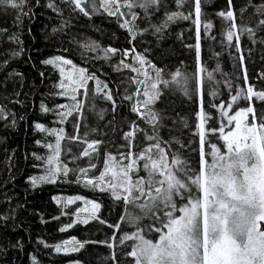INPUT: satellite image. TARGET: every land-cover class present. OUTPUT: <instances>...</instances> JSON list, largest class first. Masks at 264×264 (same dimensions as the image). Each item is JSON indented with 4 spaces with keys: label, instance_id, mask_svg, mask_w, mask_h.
Masks as SVG:
<instances>
[{
    "label": "snow or ice",
    "instance_id": "snow-or-ice-1",
    "mask_svg": "<svg viewBox=\"0 0 264 264\" xmlns=\"http://www.w3.org/2000/svg\"><path fill=\"white\" fill-rule=\"evenodd\" d=\"M186 3L191 4L187 14L183 11ZM205 3L206 0H99L97 4V0H60L57 4L54 0H47V3L41 4V0H0V8L6 12L11 10L14 15L13 23L17 29L22 27L24 17L31 20L33 10L40 7L50 9L60 17L59 24L51 29L52 32L63 31L72 15L79 14L91 19L94 13L102 10L107 16L115 18L118 26L126 32L127 43L131 46L123 49L104 47L87 39L79 44L82 51L99 53L96 58L106 61L119 53L121 59L113 65L114 69L123 67L133 74L128 79L135 86V91L125 89L121 94V99L128 102L127 108L132 116L121 122L124 144L120 147L126 148V151L118 153L119 160L113 153L105 151L104 168L98 169L91 159L94 154H98L103 140L85 139L78 134L65 137L63 127H46L34 122V129L54 137V143L36 141L38 146L47 149V155L33 153L35 160L40 162L36 166L41 167L43 172L39 176H29L26 180L31 187L36 188L43 183H55L61 172L67 179V174L76 170L60 165L61 141L79 140L84 145L79 155L87 157L89 162L87 167L78 169L73 182H80L83 178L86 186L108 193L118 205L122 203L124 210L114 224H109L98 216L102 205L95 200H87L91 210L87 219L79 222L88 224L91 220H98L101 225L113 229L108 238L100 241H75L72 238L75 243L71 248L67 246L69 241H63V247L61 244L49 246L44 241L38 243L52 247L56 253L79 252L89 243L105 245L110 250L106 259L111 264H125L126 261L127 264H264V223H261L264 222V108L257 113L253 101L255 98L264 104V90H256L249 82L241 44V36L246 33L253 46H261V59L264 60V35H257L264 33V0H246L239 10V24L236 22L233 0H226V8L215 12V16L225 22L221 43H227L229 51H232L234 43L235 53L239 54V66L244 73L243 86L234 85L231 80L224 81L228 99L220 97L218 102V91L214 86L219 85L220 81L215 79L214 73L220 71V66L217 64L209 71L202 59L201 35L215 40L211 34L213 20L204 18ZM65 11L69 12L68 19L64 18ZM181 19L192 20L196 26L195 67L191 73L179 68L173 71L166 64V54L162 51L170 25ZM0 36H7L10 43L18 45L17 50L10 52L11 57L21 55L23 42L18 31L9 34L7 29L0 28ZM142 37L152 38L149 47H145L143 53L135 54L136 41ZM150 48L161 56L159 63L152 59ZM247 50L251 53L253 48ZM130 52L134 53L131 57ZM212 55L218 56L219 53L213 52ZM128 59L133 63H126ZM7 63L8 60L3 61L4 65ZM41 63L51 65L59 72L60 80L54 86L58 91L52 95L72 101L54 103L51 108L42 102L41 112L52 114L53 124L62 125L72 116L78 133L84 115L81 109L86 104V99H80L79 90H83L86 98L89 81L97 84L100 81L94 74H88L86 68L76 67L72 60L62 55L49 57ZM64 65L72 67L66 70ZM145 68L150 70L151 75L143 71ZM13 75L21 74L15 71L8 73V77ZM40 75L43 77L44 73ZM140 75L146 79H138ZM257 80L264 82V70L257 72ZM104 87L108 89L109 86L105 84ZM116 87L119 90L121 84L118 83ZM206 88L207 96L212 98L208 100L207 108L215 109V113L205 110ZM100 94L111 104L112 117L108 127L115 132L116 97L110 89ZM12 95L16 97L13 103H20V92L13 91ZM177 95L191 100L199 109L195 111L198 133H194L199 137L198 144L194 140L183 143L172 134L176 121L168 114L166 101ZM240 99L245 100L247 106L234 107ZM162 104L164 107H158ZM8 117L9 109L0 106V120ZM100 119L104 120L105 116L100 115ZM169 120L172 121V127L168 129L169 138L166 139L161 135V130L168 127ZM212 120H217L221 125L227 121L229 125L234 123L235 126L227 131L223 126L206 127ZM15 123L13 114L10 126L14 127ZM125 125L127 130H124ZM217 132L222 145L212 142L208 136L209 133ZM137 134L143 135L146 142L143 147L135 145ZM185 151L198 154V160H189L184 155ZM208 157H211V162H208ZM141 171L144 175H140ZM73 199L84 198L76 196L70 198L68 203H72ZM129 207L138 211L129 212ZM15 211V208L10 209L12 213ZM81 211L80 208L76 209L77 213ZM7 219V215H0V221L6 222ZM76 223L77 220L73 219L71 224L60 230L71 228ZM125 223L129 226L128 231L124 230ZM153 233L154 238H149ZM117 238L119 246L129 248L122 256L116 251ZM19 244L16 241L12 247ZM29 260L31 264H38L31 253ZM72 264H83V261H73Z\"/></svg>",
    "mask_w": 264,
    "mask_h": 264
},
{
    "label": "trees",
    "instance_id": "trees-1",
    "mask_svg": "<svg viewBox=\"0 0 264 264\" xmlns=\"http://www.w3.org/2000/svg\"><path fill=\"white\" fill-rule=\"evenodd\" d=\"M54 2L59 4L60 0H54ZM44 3H47V0H41V4ZM98 3L99 0H97ZM245 3L246 0H233L238 24L241 22L239 10ZM224 8H226V0H206L203 5L204 18L213 20L214 28L211 34L215 40L201 35L202 59L209 71H212L217 64L220 66V71L214 73L215 79L220 81L219 85L214 86L218 91L217 102L220 97L225 100L228 99V89L224 87L225 80H231L234 85L243 86L244 76L239 66V54L235 53L234 43L232 51H229L227 43H221L223 40L221 33L225 22L216 17L215 12ZM190 9L191 4L186 3L183 11L187 14ZM33 11V18L29 20L28 17H24L22 27L17 29L13 23L15 17L11 10L6 12L0 8V28L7 29L9 34L18 31L20 40L23 42L21 55L11 57L10 52L17 50L18 45L10 43L7 36H0V106L9 109L8 119L0 120V215L8 216L6 222L0 221V249H2L0 250V264H31L29 253L36 258L38 264H72L73 261L77 260L83 261V264H111L110 260L106 259L110 250L105 245L89 243L79 252L56 253L52 247H45L44 244L38 243V241H44L47 245L54 246L56 244L63 245V241H69L73 244L75 241H100L108 238L113 231L107 225H101L98 220L81 224L76 219L78 205L67 204L60 199L61 197L81 196L84 200L99 202L102 208L98 216L109 224H114L124 210L122 203L118 205L108 193L93 190L90 186H86V180L83 178L80 182H73L76 180L78 169L87 167L89 162L87 157L79 155L84 147L79 140L63 139L61 141L60 165H67L69 169L76 170L75 172L70 171L67 174V179L61 172L55 183H43L36 188L31 187L26 180L29 176H39L43 172L41 167L36 166L40 162L35 160L33 153L47 155V149L38 146L36 141L42 140L45 144L50 141L54 143V137H49L46 133L34 129V122H40L46 127H63L65 137L78 134L79 137L85 139L103 140L99 146L98 154H94L91 159V162L96 164L98 169L104 168L105 151L113 153L119 160L118 153L126 151V148L120 147L124 144L121 122L127 121L132 116L127 108L128 102L121 99V94L125 89L135 91V86L131 85L128 79L133 74L123 67L118 70L114 69L113 65L121 59L119 53L110 61H106L102 58H96L100 55L99 53L82 51L79 44L87 39L96 41L104 47L113 46L123 49L131 46L127 43L126 32L118 26L115 18L107 16L102 10L94 13L91 19L79 14L72 15L71 19H68L69 12L65 11L64 18L68 19V26L63 31L58 32H52L51 29L59 24L60 17L44 7ZM200 30L202 34V26ZM195 33L196 26L192 20L181 19L170 25V31L166 33L163 41L162 51L166 54V64L173 71L177 68L188 73L194 71ZM257 35L262 36L264 33ZM151 39V37L138 39L135 44L137 49L135 54L143 53L145 47H149V40ZM241 44L244 49L243 55L249 82L255 86L256 90H264V82L257 80V72L264 70L261 46L259 44L253 46L246 33L241 36ZM185 45H192L193 47L189 48ZM249 48H253L251 53L247 50ZM213 52L219 53V55L213 56ZM149 54L157 63L160 62L161 56L157 55L151 48ZM55 55H62L72 60L76 67L86 68L87 73L94 74L103 86L102 90H97L90 80L86 98L83 90H79L80 99H86V104L81 109L84 115L78 133L74 127L75 121L72 116L62 125L53 124V115L44 114L40 110L42 102L49 108L54 103H72L66 98L52 95L58 91L54 86L59 81V72L51 65L42 64L41 61ZM129 55L131 57L134 53L130 52ZM4 60H8L6 65L3 64ZM125 62L133 63L131 59ZM13 71L21 75L8 77V73ZM143 71L149 72L151 75L149 69L145 68ZM41 72L44 73L43 77L40 75ZM138 79H146V77L140 75ZM118 83L121 84L119 90L116 87ZM105 84L109 86L108 89L104 87ZM109 89L116 97L117 104L115 132L108 127L112 117L111 104L100 94ZM140 90L143 91V86ZM13 91L20 92V103H13L16 99L12 95ZM207 91L206 88L204 94L205 110L215 113V109L207 108L208 100L212 99L207 96ZM232 94H235V89H233ZM253 101L256 111L259 113L264 108V104L256 101L255 98ZM166 103L169 109L168 114L172 120L176 121L172 134L183 143L194 140L198 144L199 137L194 135V133H198L195 128L197 122L195 111L199 110L197 105L182 95H177L174 99H167ZM237 105L244 107L247 106V102L240 99L234 107ZM158 107H164V105ZM13 114L16 123L14 127H11ZM100 115H104L105 119L101 120ZM209 125L223 126L227 131L233 128L234 123L229 125L227 121H224V124L221 125L217 120H212L206 124V127ZM171 127L172 121L169 120L168 127L161 130V135L164 138H169L168 129ZM92 129H98V131H92ZM124 130H127L126 125ZM86 133L87 136H85ZM101 133L106 134L102 135ZM208 136L212 142L222 145V142L218 140V132L209 133ZM145 143L143 135L137 134L135 145L143 147ZM184 155L189 160H198V154L194 155L190 151H185ZM73 156L76 157L75 160H73ZM208 162H211V157H208ZM90 171L95 172L96 170ZM96 174L98 175V172ZM140 175H144V173L141 171ZM53 197L56 199L53 200ZM11 208L16 209L15 213L10 212ZM128 211L135 213L138 210L129 207ZM73 219L77 220L76 224L71 228H65L64 231L60 230L65 225L71 224ZM42 220L43 222H41ZM124 230H129L127 223L124 224ZM154 236L153 233L149 238H154ZM72 238H75V241ZM16 241H19L20 244L12 247ZM115 243L118 245L116 251L120 256L123 255L124 251L129 250L127 247L119 246L118 238ZM128 260L130 261L131 258Z\"/></svg>",
    "mask_w": 264,
    "mask_h": 264
},
{
    "label": "rangeland",
    "instance_id": "rangeland-1",
    "mask_svg": "<svg viewBox=\"0 0 264 264\" xmlns=\"http://www.w3.org/2000/svg\"><path fill=\"white\" fill-rule=\"evenodd\" d=\"M63 67H65V69L66 70H69V69H71V65H64ZM79 68V67H78ZM97 78V77H96ZM98 79V78H97ZM59 80H60V78H59ZM99 80V79H98ZM92 83H93V86H94V88L95 89H97V90H102L103 89V86H102V83L100 82L99 84H97L95 81H92ZM75 94V93H74ZM68 101H70V100H68ZM235 126V125H234ZM233 126V127H234ZM110 178V177H109ZM70 198H72V197H61L60 199L61 200H64L65 201V203H67V204H71V205H78L77 206V208H80V209H82V211L81 212H79V213H77L76 212V219L78 220V221H80V220H83V219H87V217H88V215H89V211L91 210V205H89V204H87V200H75V199H73V201H72V203H68V200L70 199ZM76 208V209H77ZM87 210V211H84V210ZM261 223H264V222H261ZM69 248H71L72 246H73V243L71 242V243H69L68 245H67Z\"/></svg>",
    "mask_w": 264,
    "mask_h": 264
},
{
    "label": "bare ground",
    "instance_id": "bare-ground-1",
    "mask_svg": "<svg viewBox=\"0 0 264 264\" xmlns=\"http://www.w3.org/2000/svg\"><path fill=\"white\" fill-rule=\"evenodd\" d=\"M84 200V199H83ZM69 244V243H68ZM62 247L64 246V245H61Z\"/></svg>",
    "mask_w": 264,
    "mask_h": 264
}]
</instances>
